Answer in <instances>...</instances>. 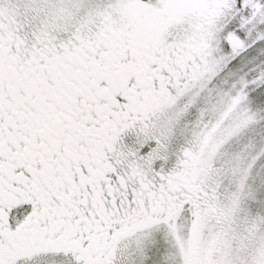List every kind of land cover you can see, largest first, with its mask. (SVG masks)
Segmentation results:
<instances>
[{
    "label": "snow or ice",
    "instance_id": "1",
    "mask_svg": "<svg viewBox=\"0 0 264 264\" xmlns=\"http://www.w3.org/2000/svg\"><path fill=\"white\" fill-rule=\"evenodd\" d=\"M0 264H264V0H0Z\"/></svg>",
    "mask_w": 264,
    "mask_h": 264
}]
</instances>
